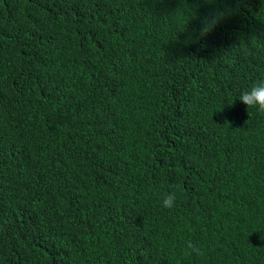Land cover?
<instances>
[{
	"label": "trees",
	"instance_id": "1",
	"mask_svg": "<svg viewBox=\"0 0 264 264\" xmlns=\"http://www.w3.org/2000/svg\"><path fill=\"white\" fill-rule=\"evenodd\" d=\"M261 77L264 0H0V264H264Z\"/></svg>",
	"mask_w": 264,
	"mask_h": 264
},
{
	"label": "clouds",
	"instance_id": "2",
	"mask_svg": "<svg viewBox=\"0 0 264 264\" xmlns=\"http://www.w3.org/2000/svg\"><path fill=\"white\" fill-rule=\"evenodd\" d=\"M219 23V17L213 15L202 22L200 29L201 36L209 34ZM238 100L246 105L247 109L254 108L258 113L264 114V77L258 78L254 81L250 88L242 89L239 93ZM177 195L175 191L167 192L163 196L162 207L165 209H172L176 206ZM226 229H230L229 222L225 224ZM186 254L200 255V249L191 241L186 242Z\"/></svg>",
	"mask_w": 264,
	"mask_h": 264
}]
</instances>
